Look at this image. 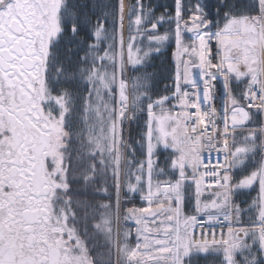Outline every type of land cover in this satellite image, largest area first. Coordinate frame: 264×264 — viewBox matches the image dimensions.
Here are the masks:
<instances>
[{
  "label": "snow or ice",
  "instance_id": "1",
  "mask_svg": "<svg viewBox=\"0 0 264 264\" xmlns=\"http://www.w3.org/2000/svg\"><path fill=\"white\" fill-rule=\"evenodd\" d=\"M32 7L33 0H0V97L13 86L9 81L23 80V75L35 70L39 63L32 62V58L43 46L44 41L39 35L43 26L36 23ZM106 7L110 11L102 13L95 22L87 13L73 15L64 22L65 26L66 22L70 24L72 37L77 38L81 31L90 28V40L95 41L87 42L81 51V42L77 40L79 47L68 49L77 53L76 59L68 57L67 63L60 62L57 69V78L79 80L86 86L88 101L98 97L100 91L106 95L115 93L114 99H118L120 107L113 110V114L122 122H135V115L126 116L128 84L123 75L126 62H131L135 70L151 66L150 58L160 55L169 42L175 44L179 53L173 84L171 88L165 86L170 95L153 99L149 94L152 74L148 83L133 85L136 90L146 89L135 97V101L143 105L140 113L147 116L145 132L141 136L143 143H138V147L144 149L145 159L137 162L138 175L129 171L125 192L131 196L139 195L143 190L145 196L142 199L146 206L129 210L130 215L136 211L140 213L139 219L131 220L135 225H145L137 230L138 243L133 250V255H140L129 264H192V258L202 254L220 257V264H264V156L243 179L234 182L230 174L255 156L257 147L264 153V121L259 129L241 134L240 141L233 131L254 122L250 113L264 117V0H250L244 7L228 3L222 27L218 20L209 16L205 0H173L171 9L165 8L160 15L150 3L135 0L128 18L130 31H135L136 35H130L127 45L123 39V0H115ZM62 8L67 9L66 2ZM216 12L219 13L220 8ZM106 23L110 29L105 27ZM165 25L169 27L161 33L160 29ZM65 26L60 27L54 36H49V41L54 40L58 45L64 37ZM240 31L248 34L246 41L235 40ZM186 32L194 37L188 46L184 41ZM138 36L141 37L140 43L148 40L146 48L136 47ZM213 38L220 53L215 70L208 67ZM102 44L106 47H101ZM240 45L249 52L245 61L238 56ZM80 52L84 55L80 56ZM240 63L248 65L247 71L239 70ZM217 78L225 95L231 96V108L227 104L219 111L214 107ZM231 80L246 81V88L239 98L231 95ZM87 106L86 103L85 108ZM177 108L180 111H174ZM238 112L243 113V119H237ZM204 118H207L206 123ZM218 121L223 124L222 133ZM227 137L232 138V148H229ZM189 141L197 145L191 152L186 150ZM163 151L169 155L162 166L159 153ZM213 153L219 157L215 163ZM52 164L55 167L54 158ZM4 165H16L21 171L25 166L32 167L30 163L21 165L19 158L14 161L0 159V167ZM32 171L36 172V168ZM154 174L157 178L155 185L152 183ZM25 175L31 174L26 172ZM63 175V168L57 169V179ZM16 179H20L19 174ZM33 179L38 178L20 184L24 191L7 207L0 204V264H16V260L7 255L5 224L45 223L46 213L40 198L47 193L30 191L29 185L37 186ZM112 179L111 195L118 204L119 177L112 173ZM0 187L10 191L15 184ZM69 190L70 186L56 185V191ZM242 190L257 193L251 203L242 201L247 205L245 208L234 203V196ZM97 194L109 196L107 187L102 186ZM30 197L34 199L29 200ZM189 206L191 214L186 211ZM9 210L14 214L8 215ZM249 214L245 222L243 217ZM55 223L59 225L60 221ZM56 235L70 237L67 231L56 232Z\"/></svg>",
  "mask_w": 264,
  "mask_h": 264
},
{
  "label": "flooded vegetation",
  "instance_id": "2",
  "mask_svg": "<svg viewBox=\"0 0 264 264\" xmlns=\"http://www.w3.org/2000/svg\"><path fill=\"white\" fill-rule=\"evenodd\" d=\"M56 1L58 7L51 6L48 10L49 26H43V46L32 58V62L39 61L35 70L24 74L23 80L9 81L13 86L0 97V133H3L0 136V159L14 161L19 158L21 165H32L25 166L23 171L16 165L0 167V185L15 184L10 191L0 187V204L7 207L24 191L20 184L38 178L33 179L37 186L29 185V190L47 193L40 198L46 213L45 223L5 224L4 237L14 250L18 264H115L110 187L112 167L106 161L107 157L98 159L90 138L83 140L84 117L80 104L64 99L50 88V80L57 68L53 62L56 44L48 37L54 36L62 27L58 18L62 0ZM50 42L53 44L51 48ZM186 150L191 152L189 148ZM33 168L36 172L32 171ZM61 168L65 175L57 179L55 173ZM26 172L31 175L26 176ZM17 174L20 179H16ZM40 184H43L42 188ZM56 185L70 186V190L56 191ZM102 186L107 187L109 196L97 194ZM140 208L124 206L122 215L124 226L132 224L136 237L138 228L143 225H135L131 220L139 219L140 213L136 211L130 215L129 210ZM12 214L13 211L9 210L8 215ZM56 220L60 221L59 225ZM64 231L69 232L70 237L56 235V232Z\"/></svg>",
  "mask_w": 264,
  "mask_h": 264
},
{
  "label": "trees",
  "instance_id": "3",
  "mask_svg": "<svg viewBox=\"0 0 264 264\" xmlns=\"http://www.w3.org/2000/svg\"><path fill=\"white\" fill-rule=\"evenodd\" d=\"M66 2L67 9L64 10L62 8V4ZM209 16L212 17L215 20H218L220 22V26H223V13L227 12L226 5L234 4L238 7H244L247 5L250 0H205ZM115 3V0H62L59 9H58V18L61 19V26L64 27V22L67 21L71 16L87 13L90 20L99 19L101 17L102 13L110 11L109 8L106 7L107 4ZM124 3V9H127L128 6V13H127V25L125 26L127 30V34L130 37V35H136L135 31H130L129 26V11L130 6L135 3V0H123ZM145 3H150L153 8L157 9V15H160L162 12L165 11V8L171 9L173 0H145ZM58 4V3H57ZM164 6V7H161ZM220 8V12L217 13L216 9ZM235 14V13H234ZM254 14V13H253ZM106 28L110 29L109 24H105ZM169 26L165 25L164 28L160 29L161 33L164 32ZM171 27H174L172 25ZM140 36L137 37V41L139 40ZM91 37V30L90 28L85 29L79 33V36L77 38L72 37L70 34V24L66 22L65 26V34L64 37L61 39V42L54 47V59L53 62L56 65V68L58 69L59 63H67L68 57H72L73 60L76 59L77 53L75 51L69 52V47L76 49L79 47L77 40L81 42V48L82 51L84 47L88 43H95L94 40H90ZM192 40V36H189L188 33H184V41L186 44H189ZM148 40L144 39L142 44L145 46L147 44ZM101 47H106L105 44H102ZM175 52H176V46L173 42H169V44L165 45L164 49L162 50V53L158 56H152L149 60V64L151 66H143L139 67V70H135L133 66H128L127 69H125V72L127 73L125 77L128 78L129 83L132 85L137 83H148L150 80V76L152 74L151 79V91L149 92L150 95L153 96V99H157L160 96L163 95H170L171 93L169 91H165V86L167 85L169 88H171L174 80L175 75V68L177 66V63L175 61ZM102 54V53H101ZM80 56H83L84 53L80 52ZM130 67V68H129ZM110 71V69H109ZM231 95L236 96L239 98L242 91H244L246 86V81H236L231 80ZM50 88L55 93H60L64 96V99H70L73 103L77 102L80 104L81 108V114L82 117L84 116V112L86 110L85 104L87 103V107H89L90 101L87 100V89L86 86L81 83L79 80L69 81L65 79L64 77L57 78V71L55 72L54 76L50 80ZM133 95H132V102L130 104V110L137 117L135 122L131 123L130 120H125L122 122V135L125 136L128 139L127 143V160L128 161V173L131 170L132 174H138L136 172V168L138 167L137 162L144 160L145 156L143 155L144 149L142 147H138V143L142 144L143 141L141 140V136L145 132V123L147 121V116L143 113H140V111L143 108L142 103H139L135 101V97L144 91L146 89H139L136 90L133 88ZM105 94V93H104ZM114 95H106L103 97L102 105L100 107L101 112L104 111L103 115L105 118L110 114L112 116H115L113 114V110H117V99H114ZM173 104L176 103L175 101L172 102ZM166 107H171V105H166ZM158 111V110H157ZM253 118L254 122L251 123V125L258 126L261 124V116L256 115L254 113H250ZM86 125V119L83 120V132ZM245 134V133H244ZM87 138V136L83 133V140ZM237 141H240L242 139V135L239 134L237 136ZM259 141V140H258ZM257 141V145H259ZM131 150V151H130ZM169 155V153H165L164 151L159 153V159L161 161V164L163 166V161L165 158ZM98 159L103 158L100 153H98ZM261 159V152L259 147H257L255 156L251 157L249 160H246V164L243 166L241 165L238 169H235V182L239 181L240 179H243L246 175L250 173V171L254 170V168L258 165L259 161ZM111 166V165H110ZM111 174H110V180H112V173H114V163L111 166ZM135 171V172H134ZM113 193V189H112ZM125 195L127 197H130L125 192ZM257 195L256 192L250 191V190H242L238 196L234 197L235 204L238 205L241 208L247 207L246 204L242 203V201H248L251 203V200L255 198ZM138 207H144L143 202L139 201H132L127 202L124 206L131 208L133 206ZM112 211H115V204H114V197L112 196ZM186 211L191 214V206H189ZM249 215H246L243 217L244 221L247 222L249 219ZM255 219V217H252ZM123 239V245L129 249L135 248L136 245V235L133 233V225L128 224L123 227V233L121 232ZM115 242V238H114ZM250 242V241H249ZM126 257V256H124ZM192 264H220V257L215 255H206L202 254L200 256H196L192 258Z\"/></svg>",
  "mask_w": 264,
  "mask_h": 264
},
{
  "label": "rangeland",
  "instance_id": "4",
  "mask_svg": "<svg viewBox=\"0 0 264 264\" xmlns=\"http://www.w3.org/2000/svg\"><path fill=\"white\" fill-rule=\"evenodd\" d=\"M35 5H38V7ZM51 6L58 7L57 1L56 0H33L32 12L35 14L37 24H40L46 27L49 26L48 10ZM126 11L127 9L126 10L124 9L123 39H124L125 45H127V43L129 42V36L125 28V26L127 25V21H128V20H125ZM43 32H45V28L42 27L39 32V35L41 37H43ZM138 39L139 40L136 43V47L146 48L149 42H147V44L144 46L142 43L139 42L141 40V37H139ZM188 45L189 44L185 43V46H188ZM239 48H240L239 53L244 54L245 60H246L249 56V52L247 48L244 47L243 45H240ZM135 56H136V53L134 50L133 59H135ZM178 59H179V53L177 52V49H176V52H175L176 63L179 62ZM183 59H188V57H183ZM131 65H132L131 62H126L125 69H127V67ZM181 67L183 66L181 65ZM126 74L127 73L124 71L123 75H124V78L126 79V83L128 84L127 105L128 107H130V104L133 100L132 95H133L134 90H133L132 85L129 83L128 78L125 77ZM104 96H105L104 92L100 91L99 96L93 97L92 100L90 101L89 107L86 108L84 112V116H83L84 118H86V125H85V129L83 133L87 136V138L91 139L92 146L96 147V151L101 154L103 159L107 157L106 161H108L111 166L114 163V173H116L119 177V184H120L119 196H120L121 194H123V191H125V187L129 182L128 181V161H126L127 154H125V151H127L128 139L122 135L121 128H120V138L118 137V120L120 119H117L116 116H112V114L111 115L109 114L107 118H105L103 113L106 109L103 112H101L100 107L102 105ZM119 107L120 105L117 99V110H119ZM131 114H132L131 111H127L126 116L130 117ZM121 122L122 120H120L119 123L122 124ZM118 138H119V143H118ZM164 152L168 153L167 151H164ZM118 162H119V165H118ZM123 162H124V165H123ZM122 197L124 198V196ZM115 199L116 198L114 197V204H115V211H116ZM126 203H123L122 205V215H123V208ZM115 211H114V214H115ZM123 227H124V217L118 221H116L114 217V229H115L114 236L116 238L115 241H118V244L120 242L121 230L123 233ZM143 227H145V225H143ZM153 229L155 230L154 227ZM122 239H123V236H122ZM114 249H115V256H116V247H114ZM131 252L132 250L125 247L124 245L122 247V243H121V255L117 256L118 259L121 260V264H125V263L127 264V261L126 262L124 261L125 258H127L126 260H128V258L130 260L133 258V256L130 255ZM134 257H136V254ZM115 264H118V261L116 263V257H115Z\"/></svg>",
  "mask_w": 264,
  "mask_h": 264
},
{
  "label": "built area",
  "instance_id": "5",
  "mask_svg": "<svg viewBox=\"0 0 264 264\" xmlns=\"http://www.w3.org/2000/svg\"><path fill=\"white\" fill-rule=\"evenodd\" d=\"M248 39V34L245 32V31H240L236 36H235V40L236 41H246ZM210 49H211V56H210V64L208 65V67L212 70H215L217 67H218V59H219V51H218V45L216 44L215 42V38H213L212 40V43L210 45ZM239 56V59L241 61H245V56L243 54H238ZM247 66L245 63H240L239 65V70L241 72H245L247 71ZM193 71L195 72L196 70L193 69ZM230 85H231V81H230ZM229 85V90L231 92V86ZM246 88V86H245ZM245 90V89H244ZM230 99H231V96L230 95H225V89L223 88L222 84L218 81V78H217V83H216V86H215V92H214V107L219 111L224 104H227V106L229 108H231V104H230ZM174 111L178 112L180 111V109H174ZM251 115V114H250ZM132 116V114L130 115V117ZM205 119V123L207 122V118H204ZM237 119H243V113L242 112H238L237 113ZM262 121H264V117H261ZM229 123H231V121L229 120ZM261 127V124L258 125V126H255V125H251L248 124L246 126V128H236L234 129L233 131H235V133L238 135L240 133H245V132H249V131H253V130H257ZM218 128H219V131L222 133L223 132V124L222 123H219L218 121ZM191 134V133H189ZM236 135V136H237ZM223 138V137H222ZM227 139L229 140V148H232V144H231V140L232 138L231 137H227ZM187 145L189 147H191L192 149L194 147H196L197 145L195 144V142L193 141H189L187 143ZM234 150V149H233ZM214 159H213V163H215L216 159H219V157L216 155V153H213L212 154ZM264 156V153L261 152V157ZM235 170V169H234ZM234 170L232 171V173H230L233 177V181L235 179V174H234ZM235 182V181H234ZM235 195V194H234ZM123 195L121 194L118 198V201L119 203L117 204V207H121V204L123 201H125L126 199L122 197ZM235 197V196H234ZM235 203V201H234Z\"/></svg>",
  "mask_w": 264,
  "mask_h": 264
},
{
  "label": "water",
  "instance_id": "6",
  "mask_svg": "<svg viewBox=\"0 0 264 264\" xmlns=\"http://www.w3.org/2000/svg\"><path fill=\"white\" fill-rule=\"evenodd\" d=\"M188 34H189V35H193L192 33H188ZM119 128H120V127H119ZM119 134H120V130L118 129V135H119ZM4 238H5V237H4ZM5 245H6L7 249H8V252H7L8 257H9L10 259L16 260L15 252H14V250H13L11 247H9V246L7 245L6 240H5ZM16 264H18L17 261H16Z\"/></svg>",
  "mask_w": 264,
  "mask_h": 264
},
{
  "label": "crops",
  "instance_id": "7",
  "mask_svg": "<svg viewBox=\"0 0 264 264\" xmlns=\"http://www.w3.org/2000/svg\"><path fill=\"white\" fill-rule=\"evenodd\" d=\"M156 179H157V178H156V176H155V174H154V175H153V180H152L153 185H155V183H156ZM140 194L145 195V192H144L143 190H141ZM134 195H135V194H134ZM130 255L135 256V255H133V252H131ZM130 261H132V259H131Z\"/></svg>",
  "mask_w": 264,
  "mask_h": 264
},
{
  "label": "bare ground",
  "instance_id": "8",
  "mask_svg": "<svg viewBox=\"0 0 264 264\" xmlns=\"http://www.w3.org/2000/svg\"><path fill=\"white\" fill-rule=\"evenodd\" d=\"M125 154H127V151H125Z\"/></svg>",
  "mask_w": 264,
  "mask_h": 264
}]
</instances>
